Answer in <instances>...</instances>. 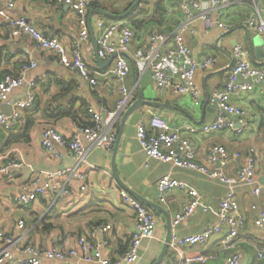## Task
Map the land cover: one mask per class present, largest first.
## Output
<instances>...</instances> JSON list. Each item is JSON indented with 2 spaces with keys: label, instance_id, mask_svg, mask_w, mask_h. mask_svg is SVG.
I'll list each match as a JSON object with an SVG mask.
<instances>
[{
  "label": "crops",
  "instance_id": "0c3cea01",
  "mask_svg": "<svg viewBox=\"0 0 264 264\" xmlns=\"http://www.w3.org/2000/svg\"><path fill=\"white\" fill-rule=\"evenodd\" d=\"M6 1L0 0V3ZM134 1L94 0L87 16L88 36L80 40L77 17L68 6L58 4L56 0H14L13 15L24 17L43 35L57 38L67 49L73 44L79 45L82 58L95 78V86L88 85L76 73L65 69L53 53L37 50L28 37L12 38L9 24L0 19V73L16 76L23 65L35 63V67L25 74L26 84L12 91L0 103V113H6L11 102L14 104L26 96L28 83H34L30 89L35 95L33 109L21 112L18 125L0 133V169L11 161L16 165L7 175L0 174V233L13 239L10 251L16 259L26 258L20 250L30 245L42 251L66 252L74 249L77 255L67 260L76 262L81 256L77 240H89L90 233L96 227L109 226L106 233L97 235L95 242L99 245V251H91L93 262L81 264H99L97 259L118 260L126 252L134 232V211L122 201V190L154 211L157 218L152 238L141 242L137 260L131 264H154L169 234L171 237H184L201 233L206 227L215 225L219 204L230 189L196 171L148 159L141 150L136 138L137 124L142 122L148 127L149 119L157 115L170 128L182 130L181 135L192 143L198 163L213 145L223 146L231 157L238 153L239 159H230L228 165L222 168L226 177L236 174L249 149L258 153L255 183L235 186L232 191L244 219L236 241L241 263L263 264L257 260L256 252L264 237L253 222L264 206L253 195V190L257 185H264V79L253 91L231 97V103L246 114L247 125L241 135L230 130L205 135L200 129L214 120L216 111L209 105L208 98L213 91L224 86L226 75L233 65L231 51L234 45L245 48L251 65L264 71V35L259 33L257 25L248 24L251 20L264 22V0H228V5L219 10L210 9L208 0H200L201 7L213 18L218 16L226 28L206 31L201 21L195 18L189 24L193 32L183 34L190 55L197 64L201 65L209 58L214 61L207 68H197L195 71L198 104L189 95H174L170 91L157 89L146 64L134 58L135 52L146 46L152 30L170 34L177 28L183 20L178 9L179 0H162L164 8L161 12L153 10L157 0L140 3L133 13L136 20L143 22L140 27L133 26L127 18L115 20L98 13L103 10L121 15ZM141 9L146 12H139ZM99 18L105 24L122 22L132 29L134 36L128 53L123 54L130 66L124 84L132 95L131 103L137 99L138 91L146 103L128 117L115 156L114 146L108 152L84 142L88 150L84 162L87 170L80 175H72L70 171L76 166L73 156L64 147H57L56 154L44 150L40 144L41 133L51 126L69 139L79 127H83L78 122L84 121H74L66 116L67 113H80L92 108L104 114L115 109L120 93L119 82L112 74L114 59L108 63L111 56L101 59L103 65L96 63L100 33L96 23ZM118 34L115 32L112 40ZM121 117L113 125L116 139ZM184 126H190L196 132L188 133ZM113 164L119 180L113 175ZM57 171L65 174L57 177L54 183L59 188L67 189V196L57 197L47 191L27 204L15 201L16 197L30 191L32 183L38 181L41 184L49 174ZM164 175L179 180L188 190L200 195L194 214L176 227H172L173 218L190 199L185 191L173 190L166 195L164 202H160L156 183ZM251 206L256 209L251 210ZM19 222H23L22 229L18 228ZM227 231V227L222 225L220 232L203 245L184 247L182 251L211 255L214 259L208 264H221L229 255L221 247V238ZM169 244L159 264L174 259ZM51 263L41 258V264Z\"/></svg>",
  "mask_w": 264,
  "mask_h": 264
},
{
  "label": "built area",
  "instance_id": "2783aa9c",
  "mask_svg": "<svg viewBox=\"0 0 264 264\" xmlns=\"http://www.w3.org/2000/svg\"><path fill=\"white\" fill-rule=\"evenodd\" d=\"M58 4L66 5L76 15L80 28L79 39L84 40L88 36L87 16L94 0H56ZM228 0H208L210 9L219 10L228 5ZM15 7L14 0H7L0 3V19L7 21L10 26L12 38L22 36L28 37L39 51L53 53L58 62L67 70L76 73L90 86H95L96 81L84 62L79 45L73 44L67 49L57 38H50L43 35L24 17L13 15ZM178 9L183 16V20L177 28L170 34H164L156 29L152 30L147 37V44L143 49L135 52L136 61L144 62L150 70L151 79L157 89L170 91L174 95H189L195 104L199 103V89L195 84V71L197 68L205 69L212 65L213 59H207L203 64H197L190 55L183 34L192 33L189 28L190 22L197 18L201 21L204 29L226 28L219 17L212 15L201 7L200 0H179ZM249 26H256L260 34L264 35V22L259 20L249 21ZM100 33L97 39V55L100 59H107L115 56L112 74L119 82L120 99L116 107L111 112H96L92 108L87 109L91 117V126L79 127L77 133L72 138H65L55 128L46 127L41 133V147L44 150L56 154L57 147H64L73 156L76 166L70 174L80 175L87 170L84 165L88 152L84 142L90 146L110 152L116 140V133L113 125L120 115L131 103L132 95L128 93L124 80L129 74L130 66L123 54L128 53L130 43L133 39V31L125 23L111 22L105 24L103 19H98L96 23ZM118 32L115 40L112 36ZM233 65L226 75V81L222 89H216L208 98V103L215 109L214 120L200 129L202 134L208 135L221 130H230L237 135H241L247 125L245 112L231 103V97L245 92H251L264 79V71L254 68L248 60V51L240 45L232 47ZM264 53V50H263ZM35 67V63L23 65L18 75L5 74L0 82V103L4 102L6 96L15 89L26 84L25 74ZM34 83H28L29 91L26 96L16 101L9 113H0V133L4 129H11L18 125L21 112L33 109L35 95L32 87ZM264 92V89L262 90ZM188 133L196 132L190 126H184ZM181 129H172L161 117L154 115L148 121V127L139 122L136 127V138L141 150L148 159L162 163H169L174 167L183 170H192L200 173L209 180H215L225 185L230 190L222 199L217 210V223L206 227L201 233L178 237L173 235L170 240V248L174 259L164 264H208L214 259L211 255L199 253H184L182 248L201 246L211 237L217 235L221 226L225 225L227 233L221 238V247L228 252V256L221 264H242L240 254L236 251V241L240 229L244 225V219L240 215L239 205L234 198L233 187L238 185H250L257 179L259 155L254 149H249L242 165L233 177H226L222 168L228 165L230 159H239L240 155L235 153L232 157L223 146L213 145L209 147L207 153L202 157V161H196V154L192 143L184 138ZM218 166V168H213ZM16 167L11 161L8 165L0 169V174L7 175L9 170ZM65 173L57 171L47 176L46 181L39 184L38 181L30 185V191L16 197L19 204H27L41 196L47 191H51L57 197H64L69 194L65 188H59L54 180ZM160 202L165 201L166 195L173 190L185 191L189 203L174 216L172 227H176L187 217L192 216L198 205L200 195L194 190H188L179 180L164 175L156 183ZM253 195L260 199L264 206V185H257L253 190ZM122 201L129 205L134 211V232L129 241L128 248L120 259L110 261L107 259H97L99 264H131L137 260L139 247L142 241L152 238L156 226V214L141 202L130 198L125 191H120ZM251 206V210H255ZM254 227L262 232L264 237V210L259 212L254 220ZM24 227L23 222L18 223V228ZM110 229L109 226L96 227L89 235V240L80 238L77 240V247L80 251V260L76 262L68 261L77 255V251L72 249L66 252L50 250L42 251L25 246L20 253L26 258L16 259L10 251L13 243L11 237L0 233V264L13 262L15 264H41V258L52 261L51 264H81L93 262L90 256L91 251L98 253L99 245L95 242L98 234H104ZM256 258L264 264V240L256 252Z\"/></svg>",
  "mask_w": 264,
  "mask_h": 264
},
{
  "label": "water",
  "instance_id": "95a60500",
  "mask_svg": "<svg viewBox=\"0 0 264 264\" xmlns=\"http://www.w3.org/2000/svg\"><path fill=\"white\" fill-rule=\"evenodd\" d=\"M140 3H141V0H135L133 2V4L121 15H113V14H111V13H109L107 11H103V10H99L98 13H99V15H102V16H105V17H108V18H111V19L123 20V19L128 18L134 12V10L140 5ZM89 22H90V20H89ZM97 50H98V47L96 46V63L98 65H103L104 64L103 61L97 55ZM260 50H262V49L260 48ZM114 58H115V56H112L109 59L108 63H110V61H112ZM145 103L146 102L143 101V99L141 97V93L138 91L137 99L135 101H133L132 103H130L129 107L121 114L122 117H121V123H120V130H119L117 139H116V141L114 143V154H113V156H115V152H116L117 145H118V142H119V139H120V136H121V132H122V129H123L128 117L130 116L131 113H133L135 110L139 109ZM12 104H13V102H11V104L8 105V107L6 108L7 109L6 113H9L11 111ZM113 175L116 178V180H119L118 176H117V174L115 172V169H114V164H113ZM120 184H122V183L120 182ZM170 239H171V235L169 234L168 237H167V240H166V244L164 245L163 250L161 251V254L159 255V257L157 258V260H156V262L154 264H159L161 262V260L163 259L164 254L166 253L168 244L170 242Z\"/></svg>",
  "mask_w": 264,
  "mask_h": 264
},
{
  "label": "trees",
  "instance_id": "16d2710c",
  "mask_svg": "<svg viewBox=\"0 0 264 264\" xmlns=\"http://www.w3.org/2000/svg\"><path fill=\"white\" fill-rule=\"evenodd\" d=\"M150 1L151 0H141V4L142 3L147 4ZM155 4H156V6H154L155 8H153V10L156 9V10H159V12L163 11V8L164 7H163L162 0H157V2ZM142 11L143 12H146V10H142V9L139 12H142ZM133 13L127 19L133 24V26L140 27L141 24H143V22L141 20H136L134 18V14ZM4 75H5L4 72L0 73V82L2 81V78H3ZM66 116L70 117L74 121H77L79 119L82 120V121H84L82 123L80 121L78 122L80 124V126L87 127V126H91L92 125V123H91V117L87 113L86 109L84 111H81L80 113H67Z\"/></svg>",
  "mask_w": 264,
  "mask_h": 264
}]
</instances>
